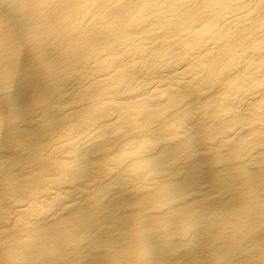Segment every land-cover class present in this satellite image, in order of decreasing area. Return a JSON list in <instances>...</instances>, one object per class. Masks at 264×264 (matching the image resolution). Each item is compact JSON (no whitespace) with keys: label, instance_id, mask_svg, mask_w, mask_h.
Returning <instances> with one entry per match:
<instances>
[{"label":"bare ground","instance_id":"bare-ground-1","mask_svg":"<svg viewBox=\"0 0 264 264\" xmlns=\"http://www.w3.org/2000/svg\"><path fill=\"white\" fill-rule=\"evenodd\" d=\"M253 2L58 0L61 7L45 23L64 33L73 78L53 89L24 46L11 93L0 92V114L12 107L20 117L0 132V211L9 214L0 222V238L18 222L23 227L45 221L55 230L58 220L73 218L90 236L76 264H108L103 248L93 249L117 239L137 203L162 191L155 177L164 165V179L185 195L183 204L205 215L235 206L239 194L226 171L231 165H214L209 151L215 154L237 131L250 134L230 130L237 106L264 113V86L254 87L264 80V25L248 22L245 6ZM0 24L23 44V26L8 0H0ZM246 92L252 94L241 104ZM178 105L191 106L195 119L185 155L176 142L182 135ZM126 121L150 124L153 138L119 137ZM104 126L117 137L106 135L85 149L78 173L83 178L72 182L79 147ZM232 147H240L239 139ZM97 192L106 198L93 210ZM212 234L202 227L198 248L181 250L166 264H211ZM254 239H264V230ZM225 264H250V256L230 253Z\"/></svg>","mask_w":264,"mask_h":264},{"label":"clouds","instance_id":"clouds-1","mask_svg":"<svg viewBox=\"0 0 264 264\" xmlns=\"http://www.w3.org/2000/svg\"><path fill=\"white\" fill-rule=\"evenodd\" d=\"M8 6L22 24L24 34L23 44H19L0 24V82L6 85L0 87V92L11 93L13 75L24 46L34 53L43 78L58 90L73 78V52L66 46L64 33L53 30L45 21L61 5L58 0H8ZM245 7L250 9L249 24L253 27L256 24L264 25V0H255ZM260 86H264V80L260 85H254ZM251 94L246 92L240 98V103L243 104ZM176 118L182 124V135L176 142L185 155L191 148L192 121L195 120L191 106L184 108L178 105ZM19 119L15 110L9 107L6 114H0V132L6 125L16 124ZM232 123L233 129L230 130L247 129L250 134L242 137L237 131L231 141L220 143L215 154L209 152L213 155L214 165H231L226 171L239 194L235 206L205 215L195 205L183 204L185 195L175 184L164 179L167 174L164 165L155 177L162 191L157 192L152 201L137 203L138 210L131 217L128 229L117 239L96 246L93 250L103 248L108 264H166L167 257L181 250L195 251L199 246L198 232L206 227L213 233L209 257L211 264H225L230 253L240 251L249 254L250 264H264V239H254L257 232L264 230V113L254 115L250 108L237 106L232 110ZM254 125L258 127L252 130ZM106 128H97L95 138L79 147L73 161L72 182L83 178L78 173L83 171L84 150L109 135L110 130L106 131ZM137 135L152 139L151 125L141 127L135 121H126L118 134L123 139ZM237 139L240 147L233 149L232 144ZM164 143H157L148 155L151 156ZM153 164L157 168L161 165L155 159ZM254 167L260 168V172L253 171ZM111 174L114 173L105 175ZM13 187L10 185V189ZM105 198L106 193L97 192L93 197L92 209L98 208ZM8 219L9 214L0 211V222ZM58 221L60 223L55 230L44 221L23 227L18 222L14 229L4 231L6 235L0 238V264H76L75 258L90 236L80 229L73 218Z\"/></svg>","mask_w":264,"mask_h":264}]
</instances>
